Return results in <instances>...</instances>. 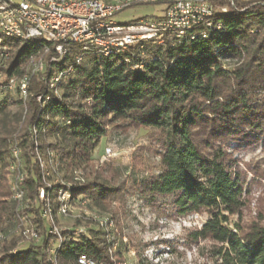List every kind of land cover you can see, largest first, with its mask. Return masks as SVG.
<instances>
[{"label": "trees", "instance_id": "obj_1", "mask_svg": "<svg viewBox=\"0 0 264 264\" xmlns=\"http://www.w3.org/2000/svg\"><path fill=\"white\" fill-rule=\"evenodd\" d=\"M220 25L203 29L204 35L194 39L161 45L145 41L104 57L88 55L54 87L33 75L24 100L14 90L24 110L14 138L21 150L24 175L17 189L23 199L11 198L7 168L9 157L14 160L13 140L7 144L6 133L0 136V228L13 224L26 200L20 212L37 221L40 237L24 247L17 239L5 240L0 264H78L81 255L95 264H124L122 247L128 246L111 204L123 203L125 190L147 198L168 217L205 214L191 237L211 242L212 264H264L263 217L242 221L246 179L226 148L264 134V0H235L227 14H216L212 26ZM2 42L11 50L0 70L7 77L21 75L34 47L12 38ZM71 59L67 56L55 69L66 68ZM225 60H234V66ZM3 108L0 102V115ZM116 126L157 131L159 172L128 186L74 175L92 162L100 140ZM57 169L60 178H54ZM62 193L71 204L86 200L97 212L109 213L113 230L105 231L102 224L86 232L64 229L56 242V235L47 232L51 224L47 227L39 212L47 200L54 217ZM45 247H53L52 261ZM136 259L152 264L139 252Z\"/></svg>", "mask_w": 264, "mask_h": 264}, {"label": "rangeland", "instance_id": "obj_2", "mask_svg": "<svg viewBox=\"0 0 264 264\" xmlns=\"http://www.w3.org/2000/svg\"><path fill=\"white\" fill-rule=\"evenodd\" d=\"M164 8L165 5L161 2L133 4L117 12L113 19L119 23L143 18L150 19L162 16ZM225 61L229 68L234 66V60ZM31 71L32 67L26 63L22 76H12L16 80H14L16 85L13 83L14 87L12 86L9 90L0 89V102L3 103L4 107L0 115V136L9 133L10 137L7 144L13 140L10 146V155L12 149H20L14 139L18 132L17 127L22 123V113L24 112L19 104V96L24 100L28 94L26 90L28 84L25 89L27 94L24 96L17 88V82L19 83V80L25 76L28 78V83L32 75L40 73L41 79L43 76L42 72L35 71L31 74ZM1 88L7 89L2 84ZM14 90H18L19 96ZM19 113L21 116L18 119ZM257 137H259L257 140L242 142L239 146L234 143L226 144V148L233 153V157L245 175V190L248 189V193H246V205L242 212V221L246 223L257 219L260 213L264 223V134H259ZM105 147L110 149L109 155L103 154ZM160 149L159 134L152 128L111 127L93 152L92 162L88 166L75 169L74 175L83 179L95 175L101 181L113 185L124 183L125 186H128L133 179L139 181L159 172L158 153ZM10 157L8 159L7 180L9 179L12 191L11 198L14 199V189H12L13 184H15L14 180L17 175L23 179L24 173L21 159H19L20 166H18L21 175L17 174L19 172L15 173L16 175L13 173ZM37 157L42 164L40 156L37 155ZM14 163L18 164L17 161ZM54 176V178H60L61 172L57 169V174ZM124 200L123 203L113 202L111 204V208L117 213L120 233L123 237L122 241L126 242L128 246V248L122 247L124 264H138L136 252H139L141 258H146L152 264H212L208 252L211 242L201 239L193 241L191 237L193 231L199 229L206 221L205 214L192 213L185 216L168 217L162 210L160 211L152 205L147 198L129 190H125ZM66 201L67 212L63 214L57 210L54 217L52 216V222L46 218L44 221L47 227L50 226L51 222L59 231L76 229V232H86L88 229L100 227L99 224H102L106 228L105 231L113 230V223L108 219L109 213L97 212L88 205L86 200L85 203L78 202V204H71L70 200ZM157 202H161V199L158 198ZM26 203V200L24 204L20 203V208L13 221L15 227H12V223H6L0 228V236L2 235L0 237V250L5 240L17 239L19 247H24L26 243L33 241L34 238L29 233L25 237V230L29 229V232L34 231L35 233L37 231L38 235L37 221L26 212H20ZM97 218L106 219L110 221L111 225L105 226L104 223H99ZM77 220H80L79 224H76ZM235 221L236 218L232 217L230 224L233 225Z\"/></svg>", "mask_w": 264, "mask_h": 264}, {"label": "built area", "instance_id": "obj_3", "mask_svg": "<svg viewBox=\"0 0 264 264\" xmlns=\"http://www.w3.org/2000/svg\"><path fill=\"white\" fill-rule=\"evenodd\" d=\"M23 1L24 9H13V0H0V29L9 30V34L22 35L24 41L31 38H52L55 41V57L63 51H70L71 60H75L78 42L94 43V47L110 46V43H125L128 46V41L149 39L157 40L158 45H161L165 40L171 41L174 36L184 32L185 26L209 24V28L221 27L212 26V23L205 20L204 12L235 6V0H227L225 5L217 3V0H122L111 4H98L94 0H61L57 3H50L48 0ZM155 2L165 5L162 16L125 23L113 19L117 12L132 4ZM164 28H171V35H164ZM144 53L142 51V55ZM3 54L0 53V56ZM48 67H53V64L49 62ZM10 81L12 76L7 77L0 70V88L1 84H8L9 90ZM13 152L14 149L12 154ZM103 154L109 155L110 149L105 147ZM79 202L85 203V200ZM39 217L44 221L41 209ZM12 227H15V222ZM37 228L38 236H34V243L40 237V229ZM47 232L50 233V229ZM27 233L25 230V237ZM50 234L56 235V242L63 238L61 231ZM52 249L53 247L44 248V254L50 261ZM78 259L95 264L87 257Z\"/></svg>", "mask_w": 264, "mask_h": 264}, {"label": "bare ground", "instance_id": "obj_4", "mask_svg": "<svg viewBox=\"0 0 264 264\" xmlns=\"http://www.w3.org/2000/svg\"><path fill=\"white\" fill-rule=\"evenodd\" d=\"M48 2L57 3V2H61V0H48ZM94 2H96L98 4H111V3H120V2H122V0H94ZM13 9H24V1L23 0H13ZM227 13H228V8L214 9L213 11L204 12V19L208 20L209 23H213V19L215 18L216 14H227ZM207 27H209V24H195V26H185L184 32H180L178 35L174 36L171 41H173V40L174 41H181L183 39H194V37L198 34L204 35L203 29H205ZM164 35H171V28H164ZM3 38L16 39L20 43H27V44H30L32 47H34L35 51L33 53H31V55L28 57V60H27V63H29L30 66L32 67L31 74H33V72H35V71L36 72L37 71L42 72V74H43L42 79L44 81H46L50 87H54L63 77H65L66 75H68L72 71L74 65L81 63L85 59V57L88 55H95L98 57H104V56L116 54V53H119L121 51L127 50L129 47L134 46L136 44H139L142 42L145 43V41H147L153 45H158L157 40H150L149 41V39H139V41H128V46H126L125 43H110V46H96V47H94V43L78 42V43H76L75 60H71L70 64L66 68H63L62 70H56L55 65L60 63L61 61H63L67 56L72 55V52L63 51L59 56L55 57V41L52 38H31L27 41H24V39L22 38V35L9 34V30L0 29V53H4L2 56H0V63H2V64H3V61H5V59L7 58L8 54L11 50L10 46L3 44V42H2ZM49 62H50V64H53V67L47 68V65L49 64ZM135 67H138V65H136ZM55 75H56V78H55ZM14 80L15 79L12 78V81L9 82V88H11L13 86ZM27 84H28V78L26 76L24 78L20 79L19 83L17 82V88L24 94V96L27 94L26 93ZM2 85L8 89V84H2ZM14 85H16V84L14 83ZM40 98H41V96L38 97V99H40ZM19 153H20L19 149L14 150L13 154L11 153V155L14 159V160H11V162H12L11 168H12L14 174L19 172V169H18V166H20L19 165V162H20ZM14 161H17L18 164H15ZM16 165H17V167H16ZM14 167H15V169H14ZM17 174H20V172ZM21 180H22V178L19 177V175H17L15 180H14L15 184H13V189L15 190L13 197L15 200H18V201L23 199L22 198L23 191H21L22 189L21 190L17 189V187L20 185V184L17 185V183L20 182ZM40 194H41L40 197L44 198V194H43L42 189L40 191ZM59 200H60V204L58 207V211L65 214L67 212V208H66L67 201L66 200H68V195L66 193L60 194ZM45 201H46L45 206H44L45 209H43V211H42V216L44 219L47 218L49 221L52 222L53 211H52V208L50 207L48 201L47 200H45ZM97 220L99 221V223H104L105 226L111 225L110 221H107L106 219L97 218ZM51 222H50V224H51ZM54 226L51 224L50 232L57 233V231H59V230H58V228H56ZM28 230H26V231L29 233V235L32 238H34V236H38L37 231L35 233L34 231L29 232ZM61 239L62 238H60V241H61ZM84 257H85L84 255H81L79 258H84ZM77 262H78V264H90V263H87L86 261H83V259H78Z\"/></svg>", "mask_w": 264, "mask_h": 264}]
</instances>
